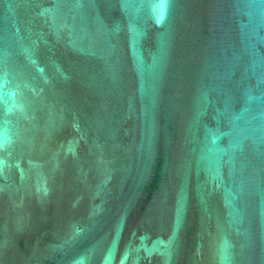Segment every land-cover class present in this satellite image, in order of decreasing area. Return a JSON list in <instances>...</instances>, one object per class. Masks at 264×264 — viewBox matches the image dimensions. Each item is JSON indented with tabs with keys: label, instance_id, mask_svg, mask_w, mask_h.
<instances>
[{
	"label": "water",
	"instance_id": "1",
	"mask_svg": "<svg viewBox=\"0 0 264 264\" xmlns=\"http://www.w3.org/2000/svg\"><path fill=\"white\" fill-rule=\"evenodd\" d=\"M0 264H264V0H0Z\"/></svg>",
	"mask_w": 264,
	"mask_h": 264
}]
</instances>
